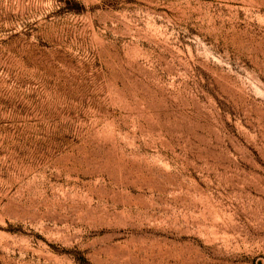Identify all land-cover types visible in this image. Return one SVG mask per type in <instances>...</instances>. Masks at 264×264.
<instances>
[{"label": "rangeland", "instance_id": "1", "mask_svg": "<svg viewBox=\"0 0 264 264\" xmlns=\"http://www.w3.org/2000/svg\"><path fill=\"white\" fill-rule=\"evenodd\" d=\"M0 264H264V0H0Z\"/></svg>", "mask_w": 264, "mask_h": 264}]
</instances>
